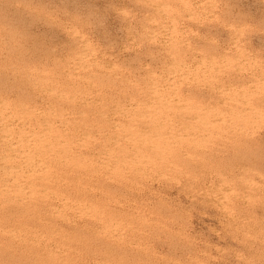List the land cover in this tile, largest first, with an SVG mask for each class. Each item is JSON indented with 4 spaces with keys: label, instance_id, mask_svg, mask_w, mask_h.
Listing matches in <instances>:
<instances>
[{
    "label": "rangeland",
    "instance_id": "374dc122",
    "mask_svg": "<svg viewBox=\"0 0 264 264\" xmlns=\"http://www.w3.org/2000/svg\"><path fill=\"white\" fill-rule=\"evenodd\" d=\"M0 264H264V0H0Z\"/></svg>",
    "mask_w": 264,
    "mask_h": 264
},
{
    "label": "bare ground",
    "instance_id": "6f19581e",
    "mask_svg": "<svg viewBox=\"0 0 264 264\" xmlns=\"http://www.w3.org/2000/svg\"><path fill=\"white\" fill-rule=\"evenodd\" d=\"M173 94H174V93H173ZM15 120H16V119H15ZM36 133H37V132H36ZM31 135H32V134H31ZM21 136H22V135H21ZM24 137H25V136H24ZM45 139H46V138H44V140H45ZM23 140H24V139H23ZM30 141H31V140H30ZM45 141H46V140H45ZM51 142H52V141H51ZM59 142H60V141H59ZM7 143H8V142H7ZM10 144H11V143H10ZM19 144H20V143H19ZM23 145H25V144H23ZM17 146H18V145H17ZM52 146H53V145H52ZM59 147H60V146H59ZM63 147H64V146H63ZM66 147H67V146H66ZM19 148H20V147H19ZM19 148H18V149H19ZM54 148H55V147H54ZM59 149H60V148H59ZM66 149H67V148H65L64 150H66ZM14 150H15V149H14ZM23 150H24V149H23ZM16 151H17V150H16ZM16 151H15V152H16ZM20 151H21V150H20ZM45 152H46V151H45ZM48 152H49V151H48ZM40 165H41V164H40ZM44 167H46V166H44ZM35 168H36V166H35ZM29 169H30V168H29ZM31 171H32V170H31ZM32 172H34V171H32ZM14 173H15V172H13V174H14ZM33 175H34V174H33ZM35 175H36V174H35ZM35 175H34V176H35ZM37 176H38V175H37ZM39 176L41 177V175H39ZM39 176H38V177H39ZM8 177H10V176H8ZM40 177H39V178H40ZM42 177H43V176H42ZM7 179H8V178H7ZM7 179H6L5 181H8ZM35 179H37V178H35ZM44 179H45V177H44ZM9 180H11V179H9ZM37 180H38V179H37ZM10 182H11V181H10ZM12 184H13V183H11V186H12ZM15 184H16V182H15ZM30 184H31L32 186L35 185V183H34V185H33L32 183H30ZM8 185H9V184H8ZM31 185H29V186H30L29 188H31ZM8 187H10V186H8ZM18 187H19V186H18ZM20 187H21V186H20ZM24 188H25V187H24ZM32 188H34V187H32ZM2 189H3V188H2ZM6 189H7V188H6ZM9 189H11V188H9ZM9 189H7V190H9ZM18 189H19V188H18ZM3 190H4V189H3ZM21 190H22V188H21ZM35 190H36V188H35ZM37 190H38V189H37ZM37 190H36V191H37ZM4 191H5V190H4ZM19 191H20V190H19Z\"/></svg>",
    "mask_w": 264,
    "mask_h": 264
}]
</instances>
